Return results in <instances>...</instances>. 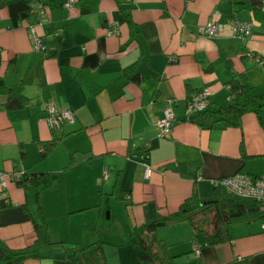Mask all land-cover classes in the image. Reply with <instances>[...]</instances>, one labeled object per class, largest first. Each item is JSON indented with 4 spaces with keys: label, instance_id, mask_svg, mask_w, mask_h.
Returning <instances> with one entry per match:
<instances>
[{
    "label": "crops",
    "instance_id": "obj_1",
    "mask_svg": "<svg viewBox=\"0 0 264 264\" xmlns=\"http://www.w3.org/2000/svg\"><path fill=\"white\" fill-rule=\"evenodd\" d=\"M37 1L0 0V170L24 175L3 194L11 205L0 208V259L3 244H33L44 218L53 241L81 248L102 241L107 264H141L132 240L137 226L169 217L195 190L205 203L221 198L229 190L215 179L264 174V124L256 112L232 126L188 108L205 87L206 110L234 100V77L264 93V7L255 13L238 10L234 0H43L50 8L38 23L31 11ZM216 12L220 35L200 34ZM233 17L251 22V34L235 36ZM33 23L48 44L44 52L33 47ZM128 68L140 79H129ZM14 96L24 104L8 105ZM170 97L177 119L163 137L156 122ZM50 103L73 109L75 122L52 128ZM53 138L58 143L43 156L42 144ZM43 172L52 183L40 193V211L33 174ZM233 233L207 244L188 215L157 229L175 264H264V220L238 222ZM87 257L100 264L93 249ZM77 258L16 264H87Z\"/></svg>",
    "mask_w": 264,
    "mask_h": 264
},
{
    "label": "trees",
    "instance_id": "obj_2",
    "mask_svg": "<svg viewBox=\"0 0 264 264\" xmlns=\"http://www.w3.org/2000/svg\"><path fill=\"white\" fill-rule=\"evenodd\" d=\"M43 1V0H42ZM47 8L49 4L44 2ZM238 10L253 9L258 13L264 7V0H234ZM230 66V65H229ZM125 75L129 79L138 80L140 74L137 70L128 68ZM234 100H228L215 111L206 110L204 115H218V120L226 121L227 125L240 126L241 118L245 112L254 111L259 115L260 121L264 124V93L255 95L252 86L245 78H233L229 82ZM25 100L15 97L9 101L14 105H22ZM58 138H53L42 145V155L47 156L58 143ZM146 154V153H144ZM33 185L36 188V198L39 209L40 193L52 183V176L48 172L34 173ZM115 192L121 193L117 187ZM3 199H8L3 197ZM10 206L11 203H3ZM2 205V206H3ZM26 207V205H25ZM264 204L256 199L243 198L236 196L230 191L225 190L222 197L210 202H202L195 190L191 196L186 198L179 210L170 214L166 218H152L144 225L137 226L134 230L133 241L140 245L139 257L141 264H175V256L169 252V244L157 235V229L161 226L169 225L177 219L188 215L190 223L197 233H203L207 244L231 240L234 237L233 228L238 222L252 221L253 219L264 220L262 208ZM42 214V212H41ZM43 218V217H42ZM37 238L29 246L20 249L11 248L3 244L4 254L0 259V264L21 263L27 258H52V259H71L77 261L78 254L88 261L87 251L93 249L98 256L100 264H107L106 255L103 249V242L97 241L86 247H79L76 243L51 240L48 224L43 220L36 223Z\"/></svg>",
    "mask_w": 264,
    "mask_h": 264
},
{
    "label": "built area",
    "instance_id": "obj_3",
    "mask_svg": "<svg viewBox=\"0 0 264 264\" xmlns=\"http://www.w3.org/2000/svg\"><path fill=\"white\" fill-rule=\"evenodd\" d=\"M130 1V0H124ZM73 0L68 3L72 5ZM31 11L36 13L38 17V23H43L48 17V8L44 5L43 1H37L31 7ZM230 24L233 29L235 36L240 38H246L251 34L252 23L241 21L240 19L233 17L230 19ZM113 29L116 23H113ZM29 29L33 38V47L38 51H46L48 49V44L37 30V23L29 24ZM224 28V23L220 19V13L216 12L214 18L206 24L199 26V33L202 35L216 37L219 36ZM1 49V48H0ZM264 63V61H260ZM211 90L208 87L194 93L188 99V108L191 112H203L208 107V99L210 97ZM176 98L170 97L167 99L164 109L163 116L156 122L159 128L160 135L165 137L172 133L176 117L175 111ZM48 115L47 120L52 128H57L62 126L66 122H75L76 116L73 109H59L53 103H50L47 107ZM146 175L149 177L153 172V166L146 162ZM23 173L16 174L14 172H6L0 170V208L3 203L8 202V199H3V194L7 190L8 182L10 180H22ZM108 176V169L105 170V177ZM216 186H222L227 188L231 193L236 196L243 198H251L261 201L264 204V174L263 175H251L246 173L237 172L232 175H228L222 178L214 180ZM199 253L200 250H197Z\"/></svg>",
    "mask_w": 264,
    "mask_h": 264
},
{
    "label": "rangeland",
    "instance_id": "obj_4",
    "mask_svg": "<svg viewBox=\"0 0 264 264\" xmlns=\"http://www.w3.org/2000/svg\"><path fill=\"white\" fill-rule=\"evenodd\" d=\"M31 191H32V187H31V189H30ZM98 225H96V227H98V230L97 231H99V230H102V226H101V224L99 225V223H97ZM96 230V229H95Z\"/></svg>",
    "mask_w": 264,
    "mask_h": 264
}]
</instances>
